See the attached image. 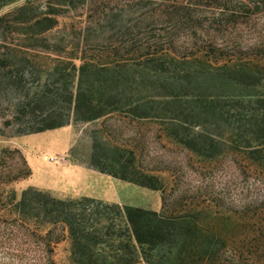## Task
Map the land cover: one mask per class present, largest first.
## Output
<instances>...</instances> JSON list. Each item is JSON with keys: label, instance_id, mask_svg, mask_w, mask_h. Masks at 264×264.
Returning <instances> with one entry per match:
<instances>
[{"label": "trees", "instance_id": "1", "mask_svg": "<svg viewBox=\"0 0 264 264\" xmlns=\"http://www.w3.org/2000/svg\"><path fill=\"white\" fill-rule=\"evenodd\" d=\"M78 1L24 0L0 16V134L121 113L159 121L174 142L204 160L238 153L264 173V62L227 33L228 19L220 17L225 3ZM78 6H86L84 26L57 30ZM20 157L23 170L3 177L0 170V197L8 193L1 184L30 173ZM113 162L118 170H98L165 191L159 175L139 171L130 157L123 161L119 152ZM262 190L253 206H243L254 209L240 220L242 207L228 210L217 197L180 214L168 213L164 196L159 211L59 199L36 188L8 203L17 215L11 226L25 234L46 225L48 237L56 228L68 232L75 264H264ZM7 221L0 215V226Z\"/></svg>", "mask_w": 264, "mask_h": 264}, {"label": "rangeland", "instance_id": "2", "mask_svg": "<svg viewBox=\"0 0 264 264\" xmlns=\"http://www.w3.org/2000/svg\"><path fill=\"white\" fill-rule=\"evenodd\" d=\"M23 1L0 0V16L14 10ZM37 2L43 4L44 0ZM217 2L225 3L229 8L220 16L228 19L227 33L239 36L243 51L251 54L255 61L264 62V0ZM85 11L86 6H78L66 13L57 30L77 32L85 24ZM209 16L219 17L218 13ZM234 19H238V23L235 24ZM1 25L4 26V22ZM9 25V30H16L14 22ZM1 27L0 38L5 28ZM8 36L14 38L16 35L11 33ZM18 152L30 173L7 182V185L1 184L8 193L0 197V215L8 221L0 226V264H44L48 258L54 264H75L77 253L68 232L62 233L56 228L48 237L45 235L47 225L41 232H35L33 226L27 227L28 234L11 226V220L17 215L8 202L18 201L28 188L47 191L59 199L91 197L103 203L156 211L161 210L164 196L170 214L190 213L198 205L205 206L208 197H217L228 210L242 207L241 212L236 213L240 220L254 209L243 206H253V201L261 198L264 186L261 168L243 155L232 152L204 160L174 142L159 121L136 119L121 113L91 121L71 120L64 126L31 134L18 135L7 130L6 134H0L2 177L23 170ZM119 152L123 161L130 157L139 171L159 175L165 191L153 190L98 170L100 167L118 170L119 165L113 160ZM214 208L224 210L219 206ZM48 240L53 242L47 245ZM138 264L145 263L140 261Z\"/></svg>", "mask_w": 264, "mask_h": 264}]
</instances>
